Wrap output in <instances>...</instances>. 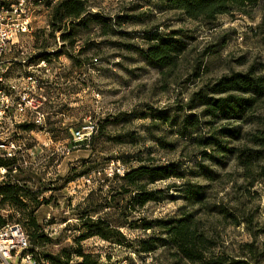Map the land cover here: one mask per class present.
Returning a JSON list of instances; mask_svg holds the SVG:
<instances>
[{
  "label": "rangeland",
  "instance_id": "374dc122",
  "mask_svg": "<svg viewBox=\"0 0 264 264\" xmlns=\"http://www.w3.org/2000/svg\"><path fill=\"white\" fill-rule=\"evenodd\" d=\"M60 1L35 3L28 31L10 54L6 79L13 88L7 94L14 106L26 98V111L12 112V141L21 150L13 160L0 159L6 169L0 186H13L24 205L1 202L6 221L24 227L31 249V225H38L37 235L49 239L34 248L43 260L75 247L90 214L126 239L83 241V250L98 256L99 264H192L158 222L195 212L217 256L264 264V173L259 167L248 172L237 156L205 146L208 135L229 126L243 137H220L221 142L241 151L236 155L250 156L258 148L245 135L264 132V110L247 121L213 120L195 97L233 73L264 75L263 9L234 10L208 21L189 19L163 0H81L85 23L54 26L53 8ZM155 36L184 45L174 67L160 70L145 62L142 51ZM190 116L202 126H190ZM88 117L98 130L78 143L73 133ZM112 162L127 170L174 165L183 178L150 186L163 191L162 202L130 213L122 181L106 180L103 172ZM193 185L201 187V204L186 200ZM222 208L233 216L216 212ZM149 223L153 228L143 229Z\"/></svg>",
  "mask_w": 264,
  "mask_h": 264
},
{
  "label": "trees",
  "instance_id": "16d2710c",
  "mask_svg": "<svg viewBox=\"0 0 264 264\" xmlns=\"http://www.w3.org/2000/svg\"><path fill=\"white\" fill-rule=\"evenodd\" d=\"M47 1V0H40ZM49 1V0H48ZM170 9L182 11L189 19L192 20H214L219 15L231 13L234 10H244L246 8L261 7L264 13V0H163ZM85 3L81 0H61L53 8L52 22L54 26L65 20L79 23H85L87 18ZM92 20L97 21L98 15H92ZM100 23L101 21H97ZM264 25V15H263ZM151 44L147 50L142 51V57L145 62L160 70L172 68L176 65L181 47L184 45L177 41L160 40L158 36L151 38ZM198 104L204 108V115L213 120L247 121L249 116L258 109L264 110V75H255L253 71L247 73H233L224 76L216 83L207 87L206 91L196 94ZM188 124L192 127L199 128L203 122L197 116L186 118ZM29 128H32L30 126ZM239 129H232L229 126L220 128L218 133H212L205 139L206 148L211 147L213 152L225 153L237 156L240 165L248 172L254 167L264 173V132L262 130L255 133L246 134L249 142L256 148L250 156L234 154L236 149L224 145L220 137L227 139H239L241 137ZM207 152V151H204ZM241 153V151H235ZM172 178L182 179L183 175L176 171L174 165L153 166L141 165L135 169L127 170L123 176L114 175L106 177V180L119 179L122 181L120 189L121 194L126 197L125 210L135 213L145 208L149 203L162 202L164 199L163 191L150 188L161 181H167ZM187 186V185H184ZM178 188L177 186H173ZM172 188V187H170ZM183 188H178L182 191ZM185 192V191H184ZM188 197L192 205L203 203L201 187L193 185L187 188ZM185 192V193H186ZM0 196L2 202L13 203L15 205H24L20 200L19 192L10 185L0 186ZM219 214L225 217L233 215L225 210L217 209ZM84 218V217H82ZM6 223V220L0 217V225ZM127 226L129 223H125ZM149 223L143 227L145 230L153 228ZM158 225L165 230L167 241L182 255L184 259L192 264H249L245 260H230V263L222 257L217 256L213 250L215 243L204 230H200V220L196 217L195 212H184L179 218L170 221H160ZM33 231L31 232V241L35 248L38 243L48 241L46 235H37L36 229H39L35 222H32ZM23 227V226H22ZM123 227V226H122ZM24 228V227H23ZM83 232L75 239V247L65 248L57 254H48L44 258L36 253L35 249L28 248L27 252L35 256L38 264H99L98 256L86 253L81 243L93 237H100L107 241H115L118 244H124L126 241L123 233L112 227L111 224L102 217L93 218L87 214L82 222ZM25 230V229H24ZM26 232V231H25ZM27 234V232H26ZM31 246V245H30ZM74 258L79 261L74 262Z\"/></svg>",
  "mask_w": 264,
  "mask_h": 264
},
{
  "label": "built area",
  "instance_id": "2783aa9c",
  "mask_svg": "<svg viewBox=\"0 0 264 264\" xmlns=\"http://www.w3.org/2000/svg\"><path fill=\"white\" fill-rule=\"evenodd\" d=\"M39 0H0V159L13 160L17 157L18 148L12 141L11 128L13 127L12 112L25 113L26 106L22 102L13 105L7 88H13L7 82L6 76L11 64L10 54L18 45L19 39L26 34L29 26V11ZM9 84V85H8ZM98 130V123L91 117L84 120L81 126L73 133L74 140L78 143L90 141ZM127 168L120 162H112L104 169L107 177L114 175L123 176ZM4 166L0 167V174H5ZM101 174V172H100ZM5 177L2 178V180ZM91 177L87 180L90 182ZM1 180V179H0ZM0 196V203L2 202ZM7 211L0 209V217L6 220ZM30 241L21 224L7 222L0 225V264H38L35 256L27 252ZM47 264V263H43Z\"/></svg>",
  "mask_w": 264,
  "mask_h": 264
}]
</instances>
